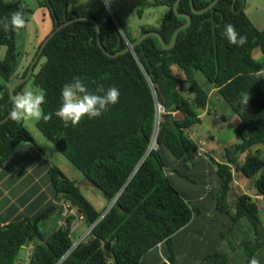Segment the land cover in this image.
<instances>
[{"label":"trees","instance_id":"16d2710c","mask_svg":"<svg viewBox=\"0 0 264 264\" xmlns=\"http://www.w3.org/2000/svg\"><path fill=\"white\" fill-rule=\"evenodd\" d=\"M176 1L153 0L151 6L167 8L161 24L158 28L143 26L135 37L104 6L88 17L101 25L102 43L110 53L124 51L149 31H159L171 44L175 30L187 22L175 13ZM193 1L195 8L202 10L214 0ZM39 4L50 12V33L79 17L75 12L69 14L70 0H42ZM16 10H21L29 21L32 9L27 3L0 0V20L10 19ZM178 11L190 13L192 23L181 31L170 50L152 36L133 51L110 58L98 45L96 24L89 21L66 26L48 42L29 80L45 93L44 112L53 115L48 122L39 120L37 128L83 174V179L96 185L92 188L102 193L107 204L116 201L102 217L103 211L84 195L80 183L68 178L58 166L50 165L54 202L35 217L0 223V264H19L23 246L26 251L32 248L29 264H144L143 258L151 249L170 244L172 237L192 221L197 210L173 185L171 174L199 184L192 173L198 159H205L210 169L218 167L219 180L211 192L217 210L234 221H247L257 237L258 230H264L262 209L249 193L237 194L235 214L230 211L229 200L230 165L237 166L250 180L251 188L264 194V160L253 153L241 160L254 148L261 147L256 153L264 148V30L247 15L243 0H219L199 15L192 13L190 0H182ZM227 24L247 35L244 46L232 45L222 35ZM19 30L5 32L0 26V46L7 47L6 56L0 59V120L13 107L10 85L26 76L30 67L15 74L20 56L16 44ZM256 50L262 59L255 57ZM76 76L93 93L98 85L105 90L117 87L119 102L98 118L85 117L76 127H64L54 113L61 106L64 84ZM26 83L16 86V95L23 92ZM215 91L240 120L236 127L240 142L224 149L226 162L222 163L209 154L197 157L196 140L191 135L203 115L211 112L208 106ZM246 94L249 101L245 106L242 99ZM156 102L166 112L159 124L157 146L151 149L157 126ZM22 143H35L24 122L10 118L0 125V166ZM63 201H70L81 213L86 231L91 229L73 250V240L82 236L75 237L76 232H71L74 216L66 219L67 229H41L57 211L62 216ZM253 241L244 244L250 259L258 248ZM227 260V256L217 253L204 261L230 264Z\"/></svg>","mask_w":264,"mask_h":264},{"label":"crops","instance_id":"0c3cea01","mask_svg":"<svg viewBox=\"0 0 264 264\" xmlns=\"http://www.w3.org/2000/svg\"><path fill=\"white\" fill-rule=\"evenodd\" d=\"M42 40H39V43ZM26 67L27 64H22L18 74H22ZM217 107H221L220 114H218ZM208 109L211 112L208 115H203L202 122L192 129L191 135L196 141L208 140V154L217 163H222L226 160L224 150L220 152V147L216 145V140L218 141L216 132L219 127H212V124L224 129L227 127V117H230L231 123H235L236 128L240 120L237 115L232 114V110H229L228 105L220 99L216 91ZM208 116H215L217 120L209 121ZM220 119L223 122H219ZM239 142L240 137L237 135L223 146V149ZM28 144L30 143L20 144L11 158L0 166L1 224H8L24 217H35L51 202H54L49 171L50 165L55 164L48 162L47 158L36 150L34 145L31 144V148ZM260 148H254V152ZM245 159L244 155L241 156V160ZM207 169H210V166L205 159H198L192 173L198 178L199 184L171 174L173 185L187 201L195 205L197 211L192 221L172 237L170 244H163L151 249L143 258L144 264H207L204 260L217 253L227 256V261L230 264H250L251 259L244 246L250 239L254 240L253 243L258 246L254 256L260 260V264H264V230H258L257 237L247 221H234L229 215L217 210L215 196L211 195V192L213 191L212 186H215L219 180L216 175L218 167L215 165L212 169ZM246 178L245 175L238 178L240 192L235 191L231 186L229 200L231 202L230 211L233 214H235V198L237 194L242 193L241 189L249 193L253 190L250 180ZM91 188L89 187V189ZM88 191L93 196L98 195L92 190ZM104 203L106 204L105 200ZM261 217L264 220V211L261 212ZM50 221L51 223L48 225ZM62 222L63 216L57 211L43 225L56 229L61 226ZM260 238L262 241H257ZM25 261H27V254L23 262Z\"/></svg>","mask_w":264,"mask_h":264},{"label":"rangeland","instance_id":"374dc122","mask_svg":"<svg viewBox=\"0 0 264 264\" xmlns=\"http://www.w3.org/2000/svg\"><path fill=\"white\" fill-rule=\"evenodd\" d=\"M12 1V0H5ZM31 7L32 12L29 17V27L20 29L17 32L16 44L17 52L20 54L17 60V66L15 67V74L18 75L20 67L22 64L32 63L36 57L37 44L39 45V40L44 39V37L50 33L52 29V18L49 10L46 7L40 6L42 0H22ZM245 1V12L251 18L253 23L260 29L264 30V0H243ZM153 0H70L69 4V14L77 13L79 16H88L91 12H96L104 6L114 20L118 21L132 37L140 35L141 27L143 26H152L158 28L161 24V19L165 15L167 8L166 7H153L151 4ZM39 39V40H38ZM7 53L6 46H0V59H4ZM255 57L262 59L263 55L256 50ZM40 59V58H39ZM35 70V69H34ZM38 70V68H37ZM36 70V71H37ZM34 74V73H33ZM25 90H42L38 87H35L32 83V80H28L23 91ZM221 107H217L218 114L221 113ZM230 110V108H229ZM233 115L236 114L231 111ZM229 111V114H231ZM227 114V113H226ZM238 117V116H237ZM208 120H217L215 116H208ZM206 118V119H207ZM39 120H29L24 122L25 127L32 135L35 143L28 144L29 147L34 145L36 150L41 152L48 162L54 163L57 165L62 172L71 180H75L80 183L84 195H86L93 205L99 210L103 211L102 214L106 212L105 207H109L110 204L104 203V197L102 193L97 188L89 189L88 186H83L86 183L83 179V174L77 170L68 159L54 146V144L44 137L37 128V122ZM230 117H227L226 128H222L218 125L212 124V127H219V130L216 132L217 139L216 145L220 147V152L230 140L237 136L235 123H231ZM219 122H223L222 119ZM32 144V145H31ZM31 145V146H30ZM29 147H27L29 149ZM32 148V147H31ZM219 149V148H218ZM253 153V154H252ZM257 155L264 160V148L262 151L256 153L254 150L250 154H244V157L247 158L248 155ZM52 160V161H51ZM225 160V159H223ZM222 160V161H223ZM220 161V159H219ZM248 179V178H246ZM233 189L237 192H240L237 185H233ZM88 190H92L98 195H91ZM106 202V200H105ZM104 203V205H103ZM195 206V205H194ZM106 208V209H107ZM51 221L48 223V225ZM48 225H41V229L50 232L53 228H48ZM55 228V227H54ZM89 232V229L86 231V225L82 221V224L76 230L74 234L75 237L80 236L81 238H76V241L83 239ZM31 250L26 251L27 261L18 262L19 264H29L31 257Z\"/></svg>","mask_w":264,"mask_h":264},{"label":"clouds","instance_id":"9594fccd","mask_svg":"<svg viewBox=\"0 0 264 264\" xmlns=\"http://www.w3.org/2000/svg\"><path fill=\"white\" fill-rule=\"evenodd\" d=\"M0 26L5 32L15 31L29 27V21L21 10L13 11L9 18L0 20ZM228 42L239 47L248 42L247 35H241L232 24L225 25ZM102 93V95L100 94ZM120 92L115 86L107 90L98 85L96 92H90L85 81L79 76L73 77L70 83H65L61 90V106L54 115L63 121L64 127L71 125L76 127L85 118L94 119L100 117L109 110L110 105L119 102ZM249 95L246 94L242 103L246 106ZM46 103V96L42 90H25L12 98L11 119L17 122L29 120H43L48 122L52 119L53 113H45L43 105ZM250 264H260L255 256L251 258Z\"/></svg>","mask_w":264,"mask_h":264},{"label":"water","instance_id":"95a60500","mask_svg":"<svg viewBox=\"0 0 264 264\" xmlns=\"http://www.w3.org/2000/svg\"><path fill=\"white\" fill-rule=\"evenodd\" d=\"M182 0H177L175 5H174V11L175 13L180 17V18H185L187 20V22L185 24H182L181 26H179L176 30H175V33H174V37H173V40L171 42V44H167L165 39L163 38V36L161 35V33L159 31H149V32H146L144 33L136 42L130 44L124 51H121V52H118V53H110L104 46H103V43H102V28H101V25L97 22L96 19H94L93 17H88V16H79V17H74L73 19H70L66 22H64L62 25L58 26L57 28H55L46 38L45 40L43 41L36 57L34 58V60L32 61V63L30 64V67H29V70L26 74V76L24 77H20L18 79H16L11 85H10V89H9V92H10V96L11 98H13L16 93H15V88L17 85L19 84H23L25 82H27L33 75L34 73V69H35V65L36 63L38 62L40 56L42 55L44 49L46 48L48 42L60 31L62 30L63 28H65L66 26L74 23V22H78V21H89V22H92L94 24H96L97 26V29H98V45L100 46V48L103 50V52L110 58H115L117 56H120L126 52H129V51H133L135 47H137L139 44H141L144 40H146L147 38L149 37H152V36H155L157 37L163 48L166 49V50H170L172 49L176 43H177V40H178V37H179V34L181 33V31L183 29H186L187 27H189L192 23V15L190 13H180L178 11V7L180 5ZM219 2V0H214L209 6H207L206 8L202 9V10H197L195 8V5H194V1L193 0H190V6H191V10H192V13L193 14H203L207 11H209L210 9H212L217 3ZM11 112L2 120H0V125L7 122L10 118H11ZM86 183L83 184V186H88V187H96V185L88 178L85 179ZM113 206V203H111L109 205V207L106 209V211L110 210V208ZM110 244L107 243V246H109ZM25 255H26V247L23 246L22 249H21V252H20V256H19V259L18 261L19 262H23V260L25 259Z\"/></svg>","mask_w":264,"mask_h":264},{"label":"built area","instance_id":"2783aa9c","mask_svg":"<svg viewBox=\"0 0 264 264\" xmlns=\"http://www.w3.org/2000/svg\"><path fill=\"white\" fill-rule=\"evenodd\" d=\"M165 112H166L165 108L160 103L156 102V123H157L156 125L157 126H156V131L153 135V139H152L153 141L151 144V149L156 148V146H157V136H158L159 124H160L162 116L165 114ZM195 144H196V155H197V157H204V158L207 157V155L209 153V150L207 147L208 146V140L200 139V140L196 141ZM224 162H226V160ZM230 173H231V177H232V181L230 183V186L233 187V185H237L238 187H240V182H239L238 178L240 176H243L244 174L241 171H239L237 166H235V165H230ZM241 191H242L241 194L249 193L248 191H245L243 189H241ZM249 194L258 203V205L262 209V211H264V194L257 192V190H255V189H253ZM115 201L116 200H114L112 202L113 205L115 204ZM62 206H63L62 216L64 217V220H63L61 226H64V228L67 229L66 219L70 216H74L75 220L72 223L71 232L75 233L76 230L79 228V226L82 224V221H83L82 215L79 212V210L73 206V204L70 201H63ZM106 212L102 215V217L106 214ZM90 231H91V229H89V232L86 236L89 235ZM85 237L83 239H85ZM83 239H80L78 241H76V239H74L72 250L75 249ZM110 264H113V263L110 261Z\"/></svg>","mask_w":264,"mask_h":264}]
</instances>
